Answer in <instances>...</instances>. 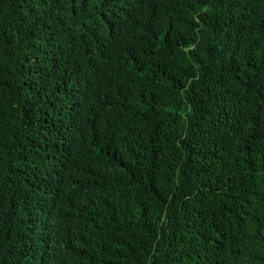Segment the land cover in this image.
Returning <instances> with one entry per match:
<instances>
[{"label":"trees","instance_id":"obj_1","mask_svg":"<svg viewBox=\"0 0 264 264\" xmlns=\"http://www.w3.org/2000/svg\"><path fill=\"white\" fill-rule=\"evenodd\" d=\"M0 264H264V0H0Z\"/></svg>","mask_w":264,"mask_h":264}]
</instances>
